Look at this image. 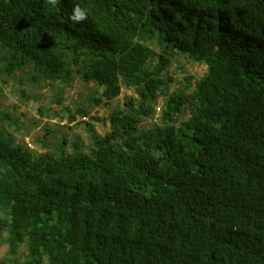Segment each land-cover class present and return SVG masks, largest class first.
<instances>
[{
	"label": "trees",
	"instance_id": "obj_1",
	"mask_svg": "<svg viewBox=\"0 0 264 264\" xmlns=\"http://www.w3.org/2000/svg\"><path fill=\"white\" fill-rule=\"evenodd\" d=\"M76 77L86 141L0 112V264H264V0H0V100Z\"/></svg>",
	"mask_w": 264,
	"mask_h": 264
},
{
	"label": "rangeland",
	"instance_id": "obj_2",
	"mask_svg": "<svg viewBox=\"0 0 264 264\" xmlns=\"http://www.w3.org/2000/svg\"><path fill=\"white\" fill-rule=\"evenodd\" d=\"M177 63V62H175ZM185 65L186 73L183 74L181 71L177 70L173 72L174 77L178 80L185 81L186 76H193L194 80L201 79L206 72V67L199 65L192 61L183 60L181 62ZM18 78L10 79L11 85H2V95L3 98L0 100V112L6 109L8 112H13L17 117H21L22 121L26 123L22 128L24 129L25 137L23 135H18V139L30 144L32 150H39L40 147L37 146L35 137L43 138L45 131L44 128H49L51 130V136L48 139V143L51 147L46 149L44 152H49L55 147V143L58 139L62 138L64 135H69L70 137H82L84 141L87 140L89 134L86 133L87 125L80 126L77 123H71L68 125L67 114L63 111V107H69L75 109L76 105H81L84 101L86 105H89L88 99L91 96V91H99V87L95 85L94 82L85 83L79 77L69 82V84L61 83L58 84L57 88L46 86L43 89H39L37 85L27 87L29 91L28 96L30 99H26L19 91L12 90L14 86L23 87L24 85L17 82ZM44 83V82H43ZM171 92L176 90V83L171 84ZM59 90H63L64 103L63 107L56 106L52 102V98L59 93ZM101 90V89H100ZM135 95L131 89L123 88L121 95L114 100L112 103H104L101 106L94 105L91 107V113L97 115V117H106L107 114L115 110L118 106H122L125 101V96ZM167 98L161 97L158 100L159 107H157L156 114L162 112L163 106H165ZM43 107V111H42ZM55 113L56 116H47L48 113ZM91 121L89 118H84V120ZM102 120V119H101ZM37 122V126L34 123ZM95 129L99 134H103L106 129H108L102 121L95 122ZM106 127V128H105ZM7 255V247H0V259L5 258Z\"/></svg>",
	"mask_w": 264,
	"mask_h": 264
},
{
	"label": "clouds",
	"instance_id": "obj_3",
	"mask_svg": "<svg viewBox=\"0 0 264 264\" xmlns=\"http://www.w3.org/2000/svg\"><path fill=\"white\" fill-rule=\"evenodd\" d=\"M88 12L86 9L81 8L80 6H76L73 8L72 15L70 16V19H72L75 22L83 21L87 18Z\"/></svg>",
	"mask_w": 264,
	"mask_h": 264
}]
</instances>
